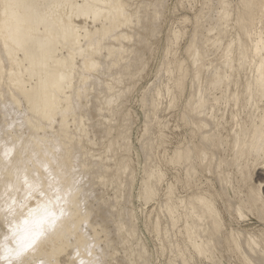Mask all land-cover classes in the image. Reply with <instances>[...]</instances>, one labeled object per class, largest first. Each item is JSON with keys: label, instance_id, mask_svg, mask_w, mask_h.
<instances>
[{"label": "bare ground", "instance_id": "bare-ground-1", "mask_svg": "<svg viewBox=\"0 0 264 264\" xmlns=\"http://www.w3.org/2000/svg\"><path fill=\"white\" fill-rule=\"evenodd\" d=\"M129 1L0 0V264H111L117 243L125 263H146L133 212L119 204L133 174L126 128L135 122L123 104L166 2ZM231 1L199 0L180 16L191 28L182 56L185 32L175 28L154 70L164 78L140 96L141 203L166 175L151 161L168 142L162 108L181 101L190 131L165 156L176 183L162 188L151 222L167 264H264V179L253 176L264 170V0ZM6 4L17 7L5 14ZM97 186L117 191L97 195Z\"/></svg>", "mask_w": 264, "mask_h": 264}, {"label": "rangeland", "instance_id": "rangeland-1", "mask_svg": "<svg viewBox=\"0 0 264 264\" xmlns=\"http://www.w3.org/2000/svg\"><path fill=\"white\" fill-rule=\"evenodd\" d=\"M131 1V2H130ZM129 2H130V4H131V9L132 8H136V6L135 5H137L138 6V2H140L141 0H139V1H137V0H134V2H136V4L134 3V2H132L133 0H130ZM150 1V0H149ZM177 1H179V0H164V3L166 2V4L164 5V7H163V9H162V15L160 16V17H162V18H160L159 19V22H161V23H163V25L160 23V25L159 26H161L160 28H159V26H158V28L156 29L157 31V33H156V36H157V38H156V36L154 35L153 36V38H151L150 40H149V46H150V44H152L151 43V41L154 39V41H152L153 42V44L152 45H154V42H156L155 43V45L152 47V45L150 46V48H152L153 50H151L150 48H149V46H148V48H149V50H151V52H149V50L147 51L148 53L146 54V57H148L149 55H151L150 57H148V58H145V65H146V68L144 67V69H146L145 70V72H144V69H143V74H142V71L140 72V74L139 75H144V79L143 78H141L139 75H138V78L141 80V81H139V79H136L137 78V76L135 77V79H134V81L135 80H137V81H139V83L137 82V85H136V81H135V83H134V86H135V88H134V86H133V89L131 90V92L130 93H128V95L126 96V99H125V101H126V105H124L123 104V109H128L129 110V112H128V110H127V112H128V114H129V118L131 119V121H129L128 122V124L129 125H132L133 123H132V121H134L135 123L133 124V126L131 127V126H129L128 124H127V127L128 128H130L131 130H127V128H126V132H128V133H126L127 135H129L128 137H129V141H130V156H131V158H132V169H133V174H132V181L130 180L131 179V177L130 178H128L129 179V181H131V182H128V183H131L130 184V187L129 186H125V188H124V194H126L125 196H124V198H122V200L124 199L125 200V202H124V200L122 201V200H120L119 202V204L120 205H124V206H126V207H128V209L126 208V210H132V212H133V215H132V217H133V220H134V224H135V233H136V238H139L138 240L139 241H141V243L143 244V246H144V248H145V250H146V255H147V259H146V263L145 264H167V259H168V257H169V251H168V249L166 250L165 249V251L164 252H162L163 250H161L162 248H161V243H163V244H166V241L165 240H163L162 242H161V239H160V237H159V239H158V237L155 235V233L152 231V219L155 217V214H156V211H157V209H156V207H157V204L155 203V202H157V200H160V198H162L161 197V194H162V190L164 189V187H165V185H166V183H169V182H174V184L176 183V181H175V178H174V176L173 175H175V169H174V166H172V165H170V164H167L166 163V161H164V160H166L165 158H168L170 155H171V153H172V151H173V149L176 147V146H174V145H179V146H181V145H183L187 140V138H189V136H190V134H189V130H188V126L187 127H183V123H182V121H180L179 119H180V113H178V112H180V110H181V101H179V103L177 104L178 106H176V107H173V108H171L170 110L169 109H164L163 110V108H162V111H160L161 113H159L160 114V116H161V119H163V121H164V123L167 121V123L168 124H166V129H164L165 131H164V133L166 134V141H168V142H165V144L162 146V149H164L166 152H164V150L162 151V149H161V147L160 148H158L157 149V151H155L156 150V148H155V150H153L155 153H153V156H154V158L155 159H153V157H152V159H151V161L152 162H156L157 161V163L159 162V165H160V168L162 169V171L163 172H165V178L163 179V182H162V186L160 185V187L159 188H161L160 189V191L161 192H159L158 194V198L156 197L155 199H152L150 202H148L147 204H143V203H141L140 202V199H139V186H140V178H142V174H143V171H141V169H143V168H141V166L142 165H144L143 163V161L144 160H142V158L144 157L143 156V153H142V151H141V148H140V144L139 143H141L139 140L141 139L140 138V133H141V130H142V126H143V122H140L141 120H144V114L142 115V113H144V111H143V107H141V106H139V105H141V103L139 102V101H141L140 99H141V94H143V95H149L150 94V90H152V87L153 86H155L156 84H158L159 83V81H160V77H162V78H164L163 77V72H162V74L161 75H158V76H156L158 79H154V78H156V77H154V75H155V71L157 70V67H158V65L160 64V62H161V57H162V55L163 54H161V50H163V45H164V40L167 38L166 36H168L170 33L169 32H171V30H173V29H175V30H177V29H180V30H183L185 33L183 34L184 36L183 37H180L179 39H178V42H176L177 44L175 45V50L177 51V54L179 55V56H182V49L181 48H183L184 47V45H185V42L187 41V39H188V37H189V34H190V32H191V28H190V24L189 23H183V22H181V21H179L180 19H181V17H182V14H183V16L184 15H186V16H189V17H191V15H192V12H193V10H195L196 8H194V6L195 7H197V6H199V4H196V3H198L199 2V0H196V1H194L193 0V8H192V10H190L189 8L188 9H182L183 7L184 8H187V6H188V4L186 3V1L185 0H182V3H181V0L179 1V2H177ZM183 1H184V3H183ZM234 1H236L237 2V0H232L231 2H232V5H234L233 3H234ZM148 2V0H146V3ZM187 2H188V0H187ZM236 2H235V4H236ZM150 2H148V4H149ZM178 3L180 4V6H178ZM181 4H182V6L183 7H181ZM132 5L134 6V7H132ZM173 5H175V6H173ZM186 7H185V6ZM173 6V7H172ZM179 7H180V9H179ZM173 9H175L176 11H174ZM188 10H190V12H188ZM172 11V12H171ZM191 14V15H190ZM181 16V17H180ZM183 18V17H182ZM171 19V20H170ZM175 19V20H174ZM164 22H163V21ZM170 22V23H169ZM173 23V24H172ZM175 23V24H174ZM171 24V25H170ZM188 24V25H187ZM171 26V27H170ZM166 28V29H165ZM187 28V29H186ZM170 30V31H169ZM159 31V32H158ZM166 31V32H165ZM166 33V35L164 34V33ZM168 32V33H167ZM154 33V34H155ZM160 33V34H159ZM189 33V34H188ZM158 34V35H157ZM163 37H165V38H163ZM158 39H159V41H158ZM158 43V44H157ZM178 46V47H177ZM156 47V48H155ZM154 48H155V52H154ZM153 53V54H152ZM163 53V52H162ZM161 55V57L159 56V55ZM161 58V59H160ZM158 59H159V62H158ZM147 60V61H146ZM147 62V63H146ZM158 63V64H157ZM155 70V71H154ZM149 71V72H148ZM153 75V76H152ZM160 76V77H159ZM152 77H154V78H152ZM160 78V79H159ZM154 80V82L155 83H152V85H151V81L153 82V80ZM159 80V81H158ZM150 81V82H149ZM158 81V83H156ZM152 86H149V84ZM148 85V86H147ZM147 86V87H146ZM147 88V90H146V88ZM149 91L148 93L145 91ZM145 91V94L143 93L144 91ZM141 96V97H140ZM183 100V99H182ZM164 100H162V104H161V106L163 105V104H165V102H163ZM165 101H166V99H165ZM139 102V103H138ZM126 106V107H125ZM164 106V105H163ZM128 107V108H127ZM140 107L141 108H143L142 110L140 109ZM140 110L141 111H143L142 113L140 112ZM169 110V111H168ZM226 111H228L229 112V110L228 109H226ZM140 112V113H139ZM163 112V113H162ZM228 112L226 113L225 112V114H228ZM130 113H131V115H130ZM165 113V114H164ZM93 115H94V117H93ZM163 116V117H162ZM225 116H227V115H225ZM96 117H97V115H96V113H93L91 116H90V118L88 119L89 121L87 122L88 124L87 125H90L91 123H93L94 121H95V119H96ZM143 117V118H142ZM178 117H179V119H178ZM165 118V119H164ZM167 118V119H166ZM90 120H91V122H90ZM93 121V122H92ZM185 125V124H184ZM186 130H188L187 131V133H188V135H187V133H186ZM139 131V132H138ZM184 134V135H183ZM92 136V134H90L88 137H91ZM180 136V137H179ZM182 136H184V138L182 137ZM147 138V137H146ZM145 138V139H146ZM184 140H183V139ZM94 140H97L98 139V137L97 136H95L94 138H93ZM138 139V140H137ZM228 141L230 140V137L228 136ZM147 140V139H146ZM97 141H99V140H97ZM139 141V142H138ZM181 141H184V143L183 142H181ZM170 142V143H169ZM138 143V144H137ZM178 143V144H177ZM182 143V144H181ZM181 144V145H180ZM86 146L85 147H90L89 145H87V144H85ZM164 147V148H163ZM166 148V149H165ZM89 149V148H88ZM139 149V150H138ZM142 154H141V153ZM164 152V153H163ZM158 154V155H156L155 156V154ZM160 153L162 154V155H160ZM217 153L218 154H220V152L219 151H217ZM164 154H167V155H164ZM226 155H227V152L225 153ZM142 155V156H141ZM141 156V157H140ZM165 156H168V157H165ZM158 160H157V159ZM162 158V159H161ZM164 158V159H163ZM135 160V161H134ZM155 160V161H154ZM160 160H161V163H160ZM143 162V163H142ZM163 162H165V164L163 163ZM164 165V166H163ZM166 165H168V166H166ZM170 165V166H169ZM143 167V166H142ZM166 167V168H165ZM173 168V169H172ZM167 169V170H166ZM255 171V172H254ZM253 171V176H255L256 177V175H257V173H259V172H261V173H259L258 175H257V177L256 178H258V179H260V180H262V179H264V170H259V169H255ZM167 172V173H166ZM173 174V175H172ZM261 174V175H260ZM197 176H201V178H199L198 177V179L199 180H201V181H203V183H205V179H211L212 177L211 176H208L207 174H204V173H201V174H199V175H197ZM260 176V177H259ZM263 177V178H262ZM205 178V179H204ZM203 179V180H202ZM205 180V181H204ZM139 184V185H138ZM176 186V189L177 190H179V188L177 187V186H179V184H176L175 185ZM180 187V186H179ZM95 188V187H94ZM109 186H106L105 188H101L100 189V187H98L97 186V188H96V192L97 193H95V194H97V195H99V191H101L102 190V192H104L105 194L104 195H106V196H109V197H111V196H113L114 195V193L117 191H114L115 189H114V186H111L109 189ZM163 188V189H162ZM100 189V190H99ZM103 189H104V191H103ZM130 193V194H129ZM128 194V195H127ZM100 195H101V192H100ZM129 195H130V200H129ZM127 197V198H126ZM127 200H129L130 201V203H128V201ZM127 201V202H126ZM101 202V201H100ZM122 203V204H121ZM120 205H119V208H120ZM130 207V208H129ZM162 220H164V219H162ZM105 224V223H104ZM111 224V225H110ZM107 227H108V229H109V231L111 232L110 233V235L112 236V237H114V239H117L118 240V237L113 233V229H114V227H113V224H112V222L110 221H108L107 222ZM105 225V226H106ZM116 241V240H115ZM117 243V242H116ZM133 243H134V241H133ZM132 243V244H133ZM134 245V244H133ZM166 248H168V247H166ZM116 252L114 253V255L113 256H111V257H108L107 258V260L108 261H110V263L111 264H128V262H126L125 263V255H126V251L124 250V248H123V246H121L120 244H116ZM63 256H61L60 257V259L61 260H63Z\"/></svg>", "mask_w": 264, "mask_h": 264}, {"label": "snow or ice", "instance_id": "snow-or-ice-1", "mask_svg": "<svg viewBox=\"0 0 264 264\" xmlns=\"http://www.w3.org/2000/svg\"><path fill=\"white\" fill-rule=\"evenodd\" d=\"M5 14L8 13V10L10 9H15L17 7V5L15 4H6L5 6ZM54 223V220L52 221ZM27 223V221L25 222ZM43 234V231L41 230L38 234H37V237H34L33 239L27 241L26 243L25 242H22L20 244V247H19V251L16 252V255L19 256L23 251H25L27 248H30L32 246V244L35 243V240L36 238H38L39 235H42ZM7 239V237H6ZM77 257H79V252H77ZM90 255V253H89ZM79 264H91V262H86L84 260H80Z\"/></svg>", "mask_w": 264, "mask_h": 264}]
</instances>
